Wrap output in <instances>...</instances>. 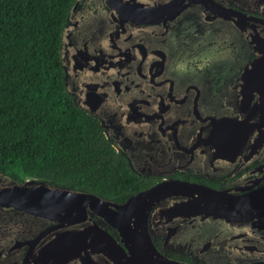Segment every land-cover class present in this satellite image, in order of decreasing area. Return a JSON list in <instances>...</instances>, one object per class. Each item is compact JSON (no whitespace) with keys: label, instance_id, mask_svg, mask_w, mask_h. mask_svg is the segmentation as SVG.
I'll list each match as a JSON object with an SVG mask.
<instances>
[{"label":"flooded vegetation","instance_id":"af4514ba","mask_svg":"<svg viewBox=\"0 0 264 264\" xmlns=\"http://www.w3.org/2000/svg\"><path fill=\"white\" fill-rule=\"evenodd\" d=\"M140 3L162 8L159 18L144 23L162 31L190 73V143L179 161L163 168L145 173L130 165L154 180L144 189L171 179L195 189L171 193L150 209L155 255L136 241L131 218L119 230L101 214H107L103 206L86 207L87 218L79 221L81 208L71 204L51 209L47 218H4L0 264H169L162 257L181 264H264V60L258 62L264 0ZM62 212H72L70 223L58 219Z\"/></svg>","mask_w":264,"mask_h":264},{"label":"water","instance_id":"95a60500","mask_svg":"<svg viewBox=\"0 0 264 264\" xmlns=\"http://www.w3.org/2000/svg\"><path fill=\"white\" fill-rule=\"evenodd\" d=\"M91 1L82 5V0H76L62 33L61 56L68 91L78 106L100 120L106 135L134 169L146 173L179 161L178 155L190 143V73L181 67L162 31L144 23L159 18L162 8H143L140 0H96V5ZM95 17L106 26L107 39L104 45L90 46L95 36L85 25ZM260 45L263 53L258 62L264 60V45ZM95 75L93 83L90 79ZM141 124H146L145 128H138ZM191 189L195 187L186 180H164L119 203L45 180L17 181L0 171V225L10 216L47 218L53 214L51 209L71 204L80 206L79 221H85L86 207L95 210L105 206L107 214H101L119 230L126 220H134L139 231L136 241L142 242L147 255H155L148 231L150 209L171 193L190 194ZM71 213L62 212L57 217L67 224ZM162 258L169 264H181Z\"/></svg>","mask_w":264,"mask_h":264},{"label":"trees","instance_id":"16d2710c","mask_svg":"<svg viewBox=\"0 0 264 264\" xmlns=\"http://www.w3.org/2000/svg\"><path fill=\"white\" fill-rule=\"evenodd\" d=\"M76 0H0V171L122 201L135 172L65 83L62 33Z\"/></svg>","mask_w":264,"mask_h":264},{"label":"rangeland","instance_id":"374dc122","mask_svg":"<svg viewBox=\"0 0 264 264\" xmlns=\"http://www.w3.org/2000/svg\"><path fill=\"white\" fill-rule=\"evenodd\" d=\"M86 1H88V0H86ZM88 25L91 28V32H93L94 36H95V37H92V39H91L92 43L90 42V46L93 43H94V45H96V44H101V45L106 44L105 42H106L107 38H106L105 32H107L108 30L106 29V26L101 23V18H98V17L93 18L92 20L87 22L85 26H88ZM110 27H114V26H110ZM104 29H105V31H104ZM90 80L93 83L96 82L97 75H95ZM145 126H146V124H141L140 126H138V128H145ZM142 143H143V141L141 142L140 147H143Z\"/></svg>","mask_w":264,"mask_h":264}]
</instances>
